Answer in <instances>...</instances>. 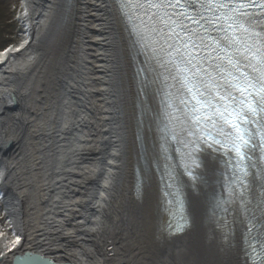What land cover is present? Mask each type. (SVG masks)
Listing matches in <instances>:
<instances>
[{
  "label": "bare ground",
  "instance_id": "bare-ground-1",
  "mask_svg": "<svg viewBox=\"0 0 264 264\" xmlns=\"http://www.w3.org/2000/svg\"><path fill=\"white\" fill-rule=\"evenodd\" d=\"M19 3L20 40L0 51V201L12 231L0 236V264H138L117 251L118 232L142 238L140 224L168 245L169 264H249L237 209L221 205L226 176L213 154L200 157L193 182L178 181L186 225L178 236L167 230L174 216L158 178L168 163L165 78L125 2ZM157 255L142 256L166 264Z\"/></svg>",
  "mask_w": 264,
  "mask_h": 264
},
{
  "label": "snow or ice",
  "instance_id": "snow-or-ice-1",
  "mask_svg": "<svg viewBox=\"0 0 264 264\" xmlns=\"http://www.w3.org/2000/svg\"><path fill=\"white\" fill-rule=\"evenodd\" d=\"M146 3L150 8L182 9L170 14L166 12V19L161 18L160 22L168 28V38H176L181 43L184 51H181V47H176L174 51L188 66L187 70L192 72L191 77L185 78V87L192 101L190 120L202 133H207L206 136L202 134L199 139L208 143L210 148L212 145L226 147L227 141L231 145L230 152H234L241 161L246 159L247 150L253 140L248 126L258 115L264 120V71L256 75L241 72L240 59L233 63L234 57L228 55L225 49L234 50L242 59L249 60L244 67H251L253 73L256 72V66L251 63L252 59L258 56L260 59L257 64L264 65V31L256 32L255 28L260 25V21L252 19L254 15L264 17V0H146ZM249 8H258L260 11L251 13L247 11ZM188 9L195 15L190 14ZM202 13H212V16L208 17ZM185 21L197 27L190 29ZM209 29L222 32L223 36L209 35V43L204 35H201V30L208 33ZM181 32L184 37H181ZM169 48H172V45H169ZM200 48L211 49L209 59L222 62L226 60L234 70L228 74L231 79L225 78L226 87L223 90L207 70L201 69L208 77V82L197 77L194 70L199 68V65L193 63L191 50ZM218 50L225 52V55L220 56ZM212 53L217 55L213 57ZM168 54L171 56V52ZM222 68L223 63L216 64L214 71L221 75ZM178 71L184 70L178 68ZM184 103L187 105L188 102ZM217 136L224 139L219 140ZM191 156L189 153L190 159ZM193 164L200 167L195 161ZM186 171L188 175H192L191 167L186 168Z\"/></svg>",
  "mask_w": 264,
  "mask_h": 264
},
{
  "label": "rangeland",
  "instance_id": "rangeland-1",
  "mask_svg": "<svg viewBox=\"0 0 264 264\" xmlns=\"http://www.w3.org/2000/svg\"><path fill=\"white\" fill-rule=\"evenodd\" d=\"M5 11H6V9H3L0 7V18H1L0 30H1V28H3V29L5 28L6 23L4 22V19L1 17V14H3ZM9 14H12V20H11V23H9V28H6V29H9L11 31L12 36L11 37L3 36V40L8 41L9 45L11 46L9 48H12L20 40L18 37V32L20 30L19 27H21L19 19L21 18L22 10H21L19 0L17 2L16 6L11 7ZM2 32H3V30H2ZM34 102H35V104H37V100H35ZM14 105H15V103H14ZM12 150H13L12 146L9 148L6 145L5 151H8L11 154ZM14 157L15 156L12 157L9 155L8 159L5 160L6 162L7 161L9 162L10 167H11L10 163H12L10 160ZM219 168H221L220 164H219ZM161 204H162V202H161ZM158 207H159V209L162 208V207H160V205H158ZM3 208L4 207H2V203L0 201V231H1L0 236L1 237L3 236L4 239L7 238V240H10L12 231L7 227L8 222H7V219L5 218V212H4ZM151 208H152V206H151ZM153 208H154L153 212L157 216L158 215L157 205H154ZM141 213H143V212H141ZM4 224H5V226H4ZM140 225L141 226H139L138 230L141 231L140 234L142 235V238H141V236L138 238L136 233H135V235L133 234L134 231L130 232L128 229H122L121 231L118 232L119 238L120 239L123 238L122 241H119L123 245H120L118 243L120 246H123V248H120L117 251L119 257L122 259L129 258L133 261H136L138 264H144V263L146 264L148 257L145 259V257H143L142 255H144L145 253L146 254L150 253L156 257V255L158 254L157 255L158 257L160 256V258L165 260L166 264H169L168 245L167 246L159 245L160 247H158V245H155V243H153L152 239L150 238V234H145L146 231H148L149 226L145 225V224L144 225L140 224ZM134 241H136V242L134 243ZM141 247L144 251H143V253H141V251H140V254H139L136 249L141 248ZM113 248H114V246H113ZM158 248H161V249L158 250Z\"/></svg>",
  "mask_w": 264,
  "mask_h": 264
},
{
  "label": "trees",
  "instance_id": "trees-1",
  "mask_svg": "<svg viewBox=\"0 0 264 264\" xmlns=\"http://www.w3.org/2000/svg\"><path fill=\"white\" fill-rule=\"evenodd\" d=\"M17 2H18V0H0V7L3 9H6V11L3 14H1V17L4 19V22L6 24H5V28L4 29L1 28V30H0V49L9 45L8 41L3 40V36H9V37L12 36L11 31L9 29H6V28H9V23H11V20H12V14H9V11H10L11 7L16 6ZM0 20H1V18H0ZM2 30H3V32H2Z\"/></svg>",
  "mask_w": 264,
  "mask_h": 264
},
{
  "label": "water",
  "instance_id": "water-1",
  "mask_svg": "<svg viewBox=\"0 0 264 264\" xmlns=\"http://www.w3.org/2000/svg\"><path fill=\"white\" fill-rule=\"evenodd\" d=\"M164 233H166V229H165V232ZM169 233H171L172 235H175V236L176 235L178 236V234H180L179 231L178 232L169 231ZM12 263L13 264H38L36 262H32V261L28 260V258L27 259L26 258H23V259L22 258L14 259Z\"/></svg>",
  "mask_w": 264,
  "mask_h": 264
}]
</instances>
